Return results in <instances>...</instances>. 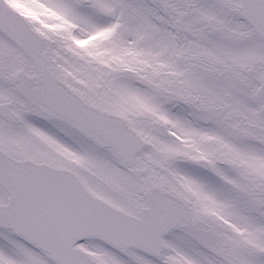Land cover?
Listing matches in <instances>:
<instances>
[{
	"label": "snow or ice",
	"instance_id": "snow-or-ice-1",
	"mask_svg": "<svg viewBox=\"0 0 264 264\" xmlns=\"http://www.w3.org/2000/svg\"><path fill=\"white\" fill-rule=\"evenodd\" d=\"M0 264H264V0H0Z\"/></svg>",
	"mask_w": 264,
	"mask_h": 264
}]
</instances>
